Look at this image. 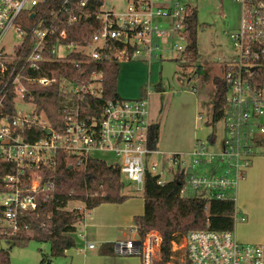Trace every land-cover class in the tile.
Listing matches in <instances>:
<instances>
[{
    "label": "built area",
    "instance_id": "2783aa9c",
    "mask_svg": "<svg viewBox=\"0 0 264 264\" xmlns=\"http://www.w3.org/2000/svg\"><path fill=\"white\" fill-rule=\"evenodd\" d=\"M237 1L242 24L230 35L236 56L221 66L220 77L227 82L222 143L215 147L216 141L198 139L189 155H165L150 146L148 98L106 99L98 112H90L87 97H103L101 65L131 61L140 52L158 58L164 45L185 62L186 45L172 40L178 35L187 44V22L196 6L181 0H128L122 11L100 7L93 34L69 41L74 23L89 16L90 0H0V157L12 165L0 176V235L15 234L20 215L37 208L39 195L53 187L43 184L44 169L55 167L59 154L82 167L90 158L103 160L98 152L112 153V164L140 191L148 172L164 185L179 171L185 174L184 194L205 191L224 199L234 191L256 148L264 146V0ZM55 63L69 65L60 77ZM88 65L94 70L85 77ZM56 82L64 100H71H63L61 126L38 111L33 93L36 86ZM235 215L245 219L237 208ZM161 241L158 231L149 230L118 241L115 248L154 264ZM94 247L88 241L82 250ZM172 250V260L181 253V264H264V243L239 241L234 230L194 229L173 241Z\"/></svg>",
    "mask_w": 264,
    "mask_h": 264
},
{
    "label": "trees",
    "instance_id": "16d2710c",
    "mask_svg": "<svg viewBox=\"0 0 264 264\" xmlns=\"http://www.w3.org/2000/svg\"><path fill=\"white\" fill-rule=\"evenodd\" d=\"M104 0H90L85 8L89 13L74 23L69 41H82L93 34L92 24L95 22L96 12L102 8ZM199 28L197 9L188 18L185 58L183 66L197 63L199 49L197 33ZM178 61V59H176ZM60 68L56 73L60 77L63 67L69 66L55 63ZM87 74L93 71L88 65ZM98 70V67H95ZM104 77V94L101 99L87 97L92 104L88 111L98 112L106 99H119L118 78L120 64L101 65ZM200 68L196 67L195 74ZM76 74L73 70L70 74ZM210 70H205L203 79H209ZM215 92L212 97V122L222 119L227 99V82L220 76L213 77ZM196 90L195 87H193ZM38 111H44L54 126L62 125L64 95L60 83L52 86H36L33 88ZM10 109H13L10 106ZM210 124V122H208ZM160 128L153 124L150 129V146L156 147L159 140ZM209 142H215L216 136L210 132ZM264 145V142H263ZM12 170L10 163L0 157V176ZM51 183L52 188L46 189L38 197L37 208L23 212L19 217V230L15 234L0 235L5 239L6 247L0 249V264H13L11 251L15 247H25L31 241L48 243L50 254L43 256L41 262L51 261L53 258L65 257V251L77 246L74 235L77 224L84 218V211L80 208L68 209L70 202L81 201L85 210H91L102 203H122L131 195L124 194L125 184L119 166L108 164L98 158H90L82 167L73 164V158H65L59 154L55 167L44 169L43 184ZM185 174L181 171L164 185L157 183V176L147 173L142 191L144 199V213L133 219L138 235L143 237L149 230H156L162 237L161 256L154 264H168L173 256V241L179 240L194 229L210 228L214 230H234L236 221V199L233 191L224 199L212 198L203 192L182 193ZM102 253L113 252V244L107 243Z\"/></svg>",
    "mask_w": 264,
    "mask_h": 264
},
{
    "label": "rangeland",
    "instance_id": "374dc122",
    "mask_svg": "<svg viewBox=\"0 0 264 264\" xmlns=\"http://www.w3.org/2000/svg\"><path fill=\"white\" fill-rule=\"evenodd\" d=\"M182 3H189L197 8L199 28L197 33L199 60L197 63H190L183 66L184 62L176 60L177 52L170 51L168 45L161 47L160 57L149 58L144 52H140L138 57L132 62L123 61L120 63V76L118 80V93L123 98H135L134 91L138 92L141 84H147L148 79L157 80L158 70L162 67V82L164 85V92H167L166 98L168 100L169 94L173 88H180L186 85L188 77L192 78L191 85L187 86L189 90L191 86L195 87L193 90L195 94L200 95L201 98V112H200V135L206 136V133L213 132L216 136V146L218 147L224 137V119L212 122V97L215 92L213 83L214 76L222 75V64L224 61L235 58V49L232 46L230 35L240 30L242 24V5L237 0H181ZM128 0H104L101 10L113 9L115 12L122 11ZM179 45H186V39L176 35L172 40ZM184 67V68H183ZM196 67L200 68L198 74H195ZM210 70L209 79L205 81L203 76L205 70ZM181 71H184L181 73ZM171 78L168 75H172ZM151 75V77H150ZM184 75V77H181ZM182 83H180V81ZM148 85V84H147ZM146 85V86H147ZM152 87L154 85L151 84ZM173 87H170V86ZM145 88V87H144ZM197 91V93H196ZM177 92V90H175ZM165 97V96H159ZM137 98V97H136ZM70 99L64 102H70ZM167 102V101H166ZM207 121L210 124H207ZM204 140H208L205 138ZM97 156L102 158L108 164L116 161L114 154L109 152H98ZM252 165L254 164V173L250 179L240 184L239 188H235L233 196L236 199V207L238 209H247L249 202H255V216L252 222H242L240 219L235 221L234 231L239 241L252 243L256 241H264V146L256 148V154L252 158ZM250 167V168H251ZM249 168V169H250ZM248 169V170H249ZM248 172V171H247ZM170 179V175L167 176ZM122 181L126 186L130 185L135 188L136 183L128 180L122 174ZM130 190H133L130 188ZM134 192V190L132 191ZM139 194V193H138ZM142 194V193H141ZM139 194V198H143ZM136 197V198H137ZM83 205L81 201L70 202L67 206L72 209L75 206ZM90 210H86L88 214ZM248 211V210H247ZM83 223L77 224L78 229L82 227ZM77 246L80 245L79 235H75ZM264 243V242H262ZM5 239L0 238V249L6 247ZM50 254V245L48 243H41L31 241L25 247H15L11 251V261L13 264H82V254L80 257L73 256L70 258L58 257L53 258V261L41 262L43 256ZM159 254V253H158ZM139 257L137 255H127ZM161 253L158 255L159 259ZM181 253H175L172 264H181ZM171 264V263H169Z\"/></svg>",
    "mask_w": 264,
    "mask_h": 264
},
{
    "label": "crops",
    "instance_id": "0c3cea01",
    "mask_svg": "<svg viewBox=\"0 0 264 264\" xmlns=\"http://www.w3.org/2000/svg\"><path fill=\"white\" fill-rule=\"evenodd\" d=\"M132 61H128V63ZM162 67L163 65L161 64V67L158 69L161 70L158 72L157 80L154 79L153 81L149 78L147 81L148 85L141 84L140 88L137 89L138 92L134 91V95L130 96H135V98H148L151 120L153 124H158L160 128L159 140L156 145L157 148L165 155L169 153L189 155L193 151L196 141L198 139H205L209 135V133H206V136H202L199 132L202 97L194 93L193 86L190 87L193 90L186 88L191 85L192 80V78L188 77V82L186 85H182L181 89L173 88L168 92L170 94L167 100V92H164L165 87L162 82ZM183 72L181 71V73ZM170 76L172 77L173 74L168 75L169 78H171ZM181 77H184V75H181ZM179 81L182 83L181 80ZM153 83L154 85L152 87L151 84ZM170 87L173 86L171 85ZM160 95L165 97L160 98ZM152 159L156 160L158 158L152 156ZM253 173L254 164L248 170L245 177L240 180L237 189L244 179L247 182ZM138 193L141 194L142 191L138 190L136 186L133 188L130 185H125L124 194L131 195V197L122 203H102L91 209L88 214H86L84 203L82 206H75L85 213L83 220L80 222L83 223L82 227L79 229L77 227L74 233L76 236L77 234L82 235V237H79L81 246L67 249L65 251V257H80L82 254V264H142L140 257L123 255L115 248L118 241L133 238L138 234L133 219L136 215H142L144 213V199L137 197L139 196ZM236 208L240 216H245V219L241 220L242 222L248 221L250 223L257 218L254 212L255 202H249L248 206H246L247 209L242 208L240 210L238 206ZM88 241L94 242L95 247L82 250ZM262 242L264 241L252 243ZM107 243L113 244L114 251L112 253H102V250L105 249L104 245ZM74 261L73 259L71 264H74Z\"/></svg>",
    "mask_w": 264,
    "mask_h": 264
},
{
    "label": "water",
    "instance_id": "95a60500",
    "mask_svg": "<svg viewBox=\"0 0 264 264\" xmlns=\"http://www.w3.org/2000/svg\"><path fill=\"white\" fill-rule=\"evenodd\" d=\"M135 238H138V235H136Z\"/></svg>",
    "mask_w": 264,
    "mask_h": 264
}]
</instances>
